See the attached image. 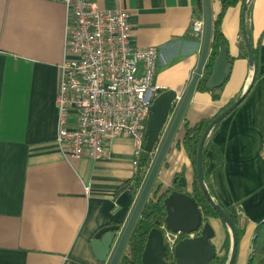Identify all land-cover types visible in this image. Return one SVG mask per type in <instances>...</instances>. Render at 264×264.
<instances>
[{
	"label": "crops",
	"instance_id": "0c3cea01",
	"mask_svg": "<svg viewBox=\"0 0 264 264\" xmlns=\"http://www.w3.org/2000/svg\"><path fill=\"white\" fill-rule=\"evenodd\" d=\"M98 1L129 11L132 44L158 50L155 84L182 95L202 45L191 30L193 19L203 17L198 0ZM211 8L214 18L219 1L211 0ZM242 8V0L227 7L220 22L232 57L226 83L214 92L193 90L151 187L163 190L182 172L183 190L192 189V160L178 144L186 123L214 117L245 92L208 133L202 158L210 196L238 217L234 264H245L254 229L264 220V0H251L250 39L259 60L252 83L241 44ZM66 25L61 2L0 0V264H100L90 245L93 234L104 225L123 224L137 197L120 189L134 173L132 137L115 136L109 156L97 160L67 158L56 141ZM207 219L216 254L223 256L228 227L217 216Z\"/></svg>",
	"mask_w": 264,
	"mask_h": 264
},
{
	"label": "built area",
	"instance_id": "2783aa9c",
	"mask_svg": "<svg viewBox=\"0 0 264 264\" xmlns=\"http://www.w3.org/2000/svg\"><path fill=\"white\" fill-rule=\"evenodd\" d=\"M53 1L67 11L66 57L55 95L56 141L67 158L97 160L109 156L115 136L128 135L134 141L135 172L149 106L160 91L154 82L158 50L132 44L127 9L106 8L98 0ZM203 29L204 18H194V35L202 37ZM157 149L158 144L152 157ZM161 227L168 252L179 239L193 235Z\"/></svg>",
	"mask_w": 264,
	"mask_h": 264
},
{
	"label": "water",
	"instance_id": "95a60500",
	"mask_svg": "<svg viewBox=\"0 0 264 264\" xmlns=\"http://www.w3.org/2000/svg\"><path fill=\"white\" fill-rule=\"evenodd\" d=\"M197 7L203 12L204 17L202 45L198 62L179 101L176 100L177 92L175 90L164 89L158 92L149 106L138 159L151 160L150 168L126 221L123 224L104 225L93 234L90 245L95 258L100 264H117L119 262L128 237L139 217L140 210L148 197L160 164L178 129L185 107L196 87L198 79L203 74L211 38V0H198ZM245 10L246 5L244 4L241 13V34L247 52L248 63L254 67V55L244 25ZM231 65L228 47L221 41L205 79L206 88L215 89L221 87L230 74ZM244 96L245 92L241 93L207 123L200 135L195 155V172L198 184L205 198L228 227L230 233V250L226 264H234L236 257L238 243L236 228L228 213L208 193L203 176L202 152L206 137L212 127L230 113ZM157 144L158 149L152 159L150 152ZM185 186L186 179L184 176H180L174 178L172 184L165 188L170 189L173 187L163 198L165 207L163 222L159 225L158 221H156L157 224L151 227L147 233L141 253L142 264H211V260L217 255L216 248L211 240L215 234L214 229L210 221L204 216L196 199L183 190ZM162 224L165 229L172 232L180 231L186 234L193 233V235L179 239L175 243L172 252H168L164 242Z\"/></svg>",
	"mask_w": 264,
	"mask_h": 264
},
{
	"label": "trees",
	"instance_id": "16d2710c",
	"mask_svg": "<svg viewBox=\"0 0 264 264\" xmlns=\"http://www.w3.org/2000/svg\"><path fill=\"white\" fill-rule=\"evenodd\" d=\"M218 1L220 4V8H219L218 13L215 15V17L212 18L209 53H208V56L205 62L203 74L198 79L196 83V87H195L198 90H210L214 92L215 90H218L220 88L219 87L215 89H207L205 86V79H206L207 74L210 71L214 57L218 51L219 43L222 41L224 42V44L227 45V40L224 37L220 29V22H221L223 13L225 12L227 7L235 5L240 0H218ZM242 1H243V5L244 4L246 5V10L244 14V25H245L248 39L250 41L253 55H254L255 66L252 67L254 71L253 78L251 80V83H252L254 82L255 78L259 74L258 51H257V47L252 45V42L250 39L251 37L250 36L251 0H248L247 2L245 0H242ZM196 11L198 14H202V11L199 10L198 7L196 8ZM241 44H242V47L245 48L243 41H241ZM229 58L231 59L232 57L229 55ZM249 87H250V84L248 88ZM218 96H219L218 93L214 94V98H217ZM212 118L213 117L202 118L193 125H188L186 123L182 139L178 141V144L183 146L188 152L189 156L191 157L194 172H195V155H196L197 144H198V141H199V138H200V135L203 129L205 128L207 123ZM202 158H203V152H202ZM149 168H150V160H139L137 170L132 174V176L128 180H126L125 182L121 184L120 189H126L132 194V196L134 197L137 196L138 190L141 188ZM181 174L182 172L179 173L178 176H180ZM178 176L176 175L175 178H178ZM203 176H204V182H206V175L204 172H203ZM172 188L162 190L161 186L157 185L150 190V194L145 200L140 210L139 217L137 218L132 228V231L128 237V241L126 244L127 248L122 253V256L120 257V260L117 264H142L141 253H142L145 241H146L147 233L151 227L157 224L156 221H158L159 225L163 222L164 215H165V207L163 204V198L167 194V192H169ZM206 188L208 190V193L211 195V191L209 187L207 186V184H206ZM187 192L196 199L206 219H207V216L209 215H214V216L219 217L215 209L210 205L209 201L205 198L198 184V181L196 179V172H195V178L192 182V189ZM224 210L228 213V215L232 219V222L234 223V226L236 228V233H237V241H238L239 235L241 233V230L239 229V225H238V217L235 211L225 209V208ZM229 248H230V238L227 237L222 247V249L225 250V254L223 256L216 255L215 258L211 260V264H226L227 259H228V254H229ZM245 264H264V220L258 223L254 229V234H253L251 247H250V253L246 259Z\"/></svg>",
	"mask_w": 264,
	"mask_h": 264
},
{
	"label": "rangeland",
	"instance_id": "374dc122",
	"mask_svg": "<svg viewBox=\"0 0 264 264\" xmlns=\"http://www.w3.org/2000/svg\"><path fill=\"white\" fill-rule=\"evenodd\" d=\"M225 83H226V82H225ZM225 83H224V84H225ZM214 235H215V234H214ZM215 247H216V246H215ZM126 248H127V246L125 247V249H124V250H126ZM229 250H230V248H229Z\"/></svg>",
	"mask_w": 264,
	"mask_h": 264
}]
</instances>
